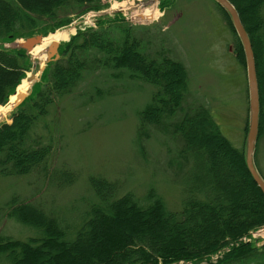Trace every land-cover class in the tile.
I'll return each instance as SVG.
<instances>
[{
  "label": "trees",
  "instance_id": "obj_1",
  "mask_svg": "<svg viewBox=\"0 0 264 264\" xmlns=\"http://www.w3.org/2000/svg\"><path fill=\"white\" fill-rule=\"evenodd\" d=\"M229 1L251 42L263 106L264 0ZM99 8L100 0H0V44L46 35L69 24L73 16ZM136 28L123 18L103 21L97 29L78 32L59 50L60 58L41 74L43 82L32 86L10 113V122L0 123V176L37 171L48 176V160L60 139L53 135L50 110L95 70L111 68L153 88L138 112L136 135L141 139L148 130L168 133L190 164L183 171L188 175L179 208L170 209L153 187L140 199L132 192L120 194L115 181L101 177L89 178L94 199L70 224L35 202L13 196L0 211L39 234L24 239L0 236V264H240L264 259V247L260 252L237 242L264 225V196L247 171L243 150L230 143L207 106L187 101L184 64L167 51L151 53ZM231 28L237 58L245 65L240 40ZM30 67L25 49L0 46V105L6 104ZM68 177L63 174V179Z\"/></svg>",
  "mask_w": 264,
  "mask_h": 264
},
{
  "label": "rangeland",
  "instance_id": "obj_2",
  "mask_svg": "<svg viewBox=\"0 0 264 264\" xmlns=\"http://www.w3.org/2000/svg\"><path fill=\"white\" fill-rule=\"evenodd\" d=\"M144 11L156 16L141 18ZM262 14L264 20V7ZM122 18L139 28L136 30L149 44L151 53L167 51L184 64L188 73L187 101L207 106L230 143L244 152L249 104L246 67L237 58L233 24L214 0H100L99 9L73 16L69 24L46 35L37 33L30 37L44 39L57 31L73 29L67 40L56 42L55 56L50 58L57 60L61 56L59 50L78 32L97 29L103 21L109 23ZM260 33L264 40V21ZM25 40L17 38L0 46L19 48ZM29 55L31 67L22 81L31 74L37 79L30 85L28 95L35 83L43 82L36 54ZM114 74L119 75V71L95 70L73 94L50 110L48 120L55 125L53 135L60 139L48 160V176L40 171L12 178L0 176V208L15 196L37 203L70 224L94 199L90 177L115 181L120 194L132 192L140 199L153 187L170 209L179 208L184 195L183 179L188 175L183 171L190 164L180 155L178 141L168 133L148 130V135L141 139L136 135L138 112L149 102L153 88L127 75L114 77ZM19 85L3 108L8 107ZM259 107L264 113L260 101ZM9 115L1 122H10ZM253 160L264 180L263 137L257 136ZM66 173L69 179H63ZM261 226L253 229H263L264 225ZM31 229L0 211V236L24 239L39 234ZM250 238L243 244L261 252L264 236ZM240 264H264V259L254 258Z\"/></svg>",
  "mask_w": 264,
  "mask_h": 264
},
{
  "label": "water",
  "instance_id": "obj_3",
  "mask_svg": "<svg viewBox=\"0 0 264 264\" xmlns=\"http://www.w3.org/2000/svg\"><path fill=\"white\" fill-rule=\"evenodd\" d=\"M220 7H222L230 16L231 22L235 29V32L240 40L244 59H245V67H246V76H247V87H248V127L245 139V165L247 171L249 172L252 180L255 182L257 187L260 189L261 193L264 196V180L256 170L254 165V149L258 136V127H259V90H258V81L256 75V67H255V59L254 53L252 50L251 42L248 37L246 30L244 29L238 12L235 7L229 0H214ZM42 39L40 36L30 37L23 41V44L20 46L24 48L28 53L34 51V48L41 45ZM57 44L53 43L46 48L41 49L36 55L37 59L40 61V57L46 55V60L43 65L39 67V74L43 72L46 64L51 61L50 58L52 55L56 53ZM55 56V55H54ZM57 58V57H56ZM55 58V60H56ZM37 77L34 74H31L27 77V80L30 82V85L36 81ZM22 81V80H21ZM31 88V87H30ZM29 89L27 93L19 92L18 90L15 92L14 101H10L8 107L0 111V122L1 120L11 113L16 107H18L22 101L28 95ZM3 107V106H0Z\"/></svg>",
  "mask_w": 264,
  "mask_h": 264
},
{
  "label": "bare ground",
  "instance_id": "obj_4",
  "mask_svg": "<svg viewBox=\"0 0 264 264\" xmlns=\"http://www.w3.org/2000/svg\"><path fill=\"white\" fill-rule=\"evenodd\" d=\"M129 6H127L128 8ZM112 8H116L115 6H113ZM125 9V8H123ZM152 16H156L155 13H149V11H144V15H141V18H145L147 19L148 17H152ZM73 32V29L71 30H62V31H57L53 34H49L46 38H44L41 42V45L37 46L34 48V51H32L33 54H38V52L43 49L44 47H48L49 45H52L53 43H56L58 41H61V40H67L68 37L70 36V34H72ZM45 61V55L41 56L40 57V65L42 66L43 63ZM30 87V82L26 79H24L21 84L19 85L18 87V91L19 92H22V93H27L28 89ZM15 99V96H12L10 98V101H14ZM8 106V105H7ZM5 108L3 107H0V111H3L5 110Z\"/></svg>",
  "mask_w": 264,
  "mask_h": 264
},
{
  "label": "built area",
  "instance_id": "obj_5",
  "mask_svg": "<svg viewBox=\"0 0 264 264\" xmlns=\"http://www.w3.org/2000/svg\"><path fill=\"white\" fill-rule=\"evenodd\" d=\"M262 227V226H261ZM258 228H260V227H258ZM258 228H256V229H258ZM256 229H254V230H256ZM250 231V233H248V234H246V235H243L242 237H240L238 240H237V242L239 241L240 243H247V242H249L250 240H251V238L250 237H252V238H254V237H263L264 236V228L263 229H259V230H256V231ZM250 236V237H249ZM264 243V242H263ZM232 245V243L230 244V246ZM217 254L216 255H214V256H212L211 258L212 259H215V258H217ZM178 264H182L181 262L180 263H178ZM186 264H190V263H186Z\"/></svg>",
  "mask_w": 264,
  "mask_h": 264
}]
</instances>
